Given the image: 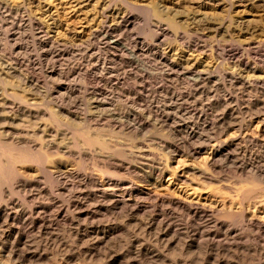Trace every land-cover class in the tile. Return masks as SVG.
<instances>
[{"label": "bare ground", "instance_id": "obj_1", "mask_svg": "<svg viewBox=\"0 0 264 264\" xmlns=\"http://www.w3.org/2000/svg\"><path fill=\"white\" fill-rule=\"evenodd\" d=\"M103 10L105 19L114 15L116 21L109 24L104 19L86 39L99 43H89L84 50L102 73L87 77L80 91L77 81L71 80L80 69L63 73L52 66L30 73L34 54H22L40 48L42 56L58 62L69 59L74 52L68 48L75 47L67 44L53 51L56 41L49 29L22 14L23 9L15 17L7 4H0L5 18L0 21V264H69L75 253H46L37 242L38 236H54L64 227L81 248H87L78 253L79 258L91 264L96 258L117 264L122 256L107 260V255L93 249L120 233L123 226L105 222L119 212L132 219L145 218L142 235L153 236L155 245L165 239L166 244L176 245V239L184 237L185 250L204 242L206 249L220 250L224 242L236 245L243 240L244 229L252 233L247 238L264 242V46L224 39L208 42L163 20L150 23L149 40L135 34L137 17L132 12L111 5ZM27 28L33 42L15 43ZM208 30L215 37L229 34L223 24ZM72 38L78 48L82 38ZM171 39L210 53L213 66H185L171 55ZM224 65L229 68L222 70ZM8 86L28 91L34 101L9 93ZM80 93L84 131L74 125L76 113L61 108L62 100ZM253 93L259 95L254 100ZM38 98L43 103L35 102ZM52 104L57 112L49 109ZM60 115L69 123L62 124ZM19 119L26 124L20 139L14 140L7 125ZM60 125L68 132L61 133ZM151 129L159 131L156 136L162 140L146 137L138 142L136 137L128 140L137 141L136 145L125 146L129 154L120 145L109 154L114 142L108 134L131 138ZM105 133L111 141L104 139ZM85 159L89 164L82 167ZM223 163L235 164L241 176L249 174L246 186L235 190L221 173ZM142 241L138 240V248ZM55 242L59 252L71 248L63 239ZM151 248L143 243L137 256L162 258L163 249L155 253ZM126 264L139 263L135 259Z\"/></svg>", "mask_w": 264, "mask_h": 264}, {"label": "rangeland", "instance_id": "obj_2", "mask_svg": "<svg viewBox=\"0 0 264 264\" xmlns=\"http://www.w3.org/2000/svg\"><path fill=\"white\" fill-rule=\"evenodd\" d=\"M123 1L125 2V4ZM1 3L7 4V6L13 10L14 16L17 13H19V11H20L19 14H21V11L23 9L22 14L30 15L32 18L38 20L41 23V26L45 30L48 31L49 29L50 36L53 37L54 42L56 41L54 44L55 46H53V51H57V49L61 50V47L62 48L66 47L67 44H68L67 47L71 45L72 47H75V48H70V47L68 48V49H72L74 52L71 54L72 57L69 56V59L58 62L55 60L53 61V59L51 58H45L44 56H42L45 53L40 48L38 49L32 48L33 50H25L23 51L22 54L23 56H26L25 54L26 52L27 54L30 53L34 54L35 59L33 64L32 65L28 64L30 73L35 72L39 74L44 69L52 66L61 69L63 73L71 72L73 71V69L74 70L80 69L78 74L74 75L76 77L71 78V80L74 79V82L77 81V83L75 82V85L80 91H83L84 80L87 77L99 76L102 73V71L98 69V67L95 65L96 62L95 61L92 62V60H89V58H87V53H86L88 47H90L92 44L93 45H96V43L98 44L99 40L96 39L94 41L92 40L88 42L87 40L89 37L87 38V35L89 36L90 32L96 30L97 27H99V25L105 19L104 18L105 12L103 9L108 5H111L113 9L120 7L125 9V11L132 12L133 15L137 17L135 31H134L135 34H138L139 36L142 37L146 36L149 40L153 36L151 30V24H152L151 22L153 21L156 22L157 20L160 21L163 20L164 22L163 21L161 22L171 26L173 24H176L179 28L178 29L179 32L181 33L195 37L204 36L205 40L208 42L218 39L221 40L224 39L228 41L235 40L241 45H245L250 42H256V43H261V45L264 46V2H259L257 0H120V1L116 0L115 2L114 0H0V4ZM113 16L114 15L110 16L105 20L109 24H114L116 21L115 19L116 17L114 16L113 18ZM4 19L5 18L0 15V21ZM219 24H223L227 29H229V34L227 33L215 37V35L208 30V28L215 27ZM29 35H30V28H27L21 33L19 39H17L16 40L17 42L15 43H18L22 46L31 44L33 40L29 38ZM72 37L82 38L80 41L81 44L77 43V45H79L77 46L78 48H76V46L74 45L75 42L73 41ZM83 40H85V43H83L84 42ZM169 44L172 49L171 55L174 54L173 56L179 58L185 66L211 68L214 64V59L210 55V53L202 54L199 51H194L190 49L187 45H183L182 43H180L179 41H175L174 39H171ZM9 45L11 46L12 44ZM9 47L7 49L8 51L11 50V47L10 49ZM98 52H99L98 53L99 56L101 57L104 56L103 50H100ZM83 55L85 56L83 57ZM228 68L229 66L224 65L222 70H227ZM155 81L159 82L156 79ZM12 82H15V80H12ZM24 88L27 89V87L23 85L22 89ZM7 89L9 93L16 92V94L20 95L22 98H26L25 100L32 101V99H34L32 98L33 96H30L28 94V91H24V90L15 91L11 88V86H8ZM44 90L45 89H43V91ZM81 95H82L81 93L78 94V96L76 94L71 96V98L69 96L68 98H65V100L61 101V108H63L64 110H71L75 112L76 115L78 116V119L75 121L74 125H76L75 126L76 129H79V131H82L83 129L86 128V126H84L85 124L82 123L83 120L81 118V116H83L82 114L85 113L83 111L84 106H82L83 104H81L80 102ZM252 96H253L252 99L254 100L259 95L253 93ZM39 100L40 99L38 98L35 100V102L38 101L39 104L43 103L42 100L41 101ZM49 109L52 112L58 111V107L53 104L49 106ZM58 117L62 124L69 123V121L65 116L60 115ZM17 121L15 123L10 122L7 125L9 130L10 129L12 130L10 131L12 132V137H14V140L20 139L18 138L20 137L19 132H21L23 127H25L23 125L26 124V122H23L22 124L21 123L22 121H20V119ZM48 123L50 122L48 121ZM61 127H62L60 128L61 133L68 132L67 130L68 127L65 126H61ZM75 127L72 129V132L73 131L75 132ZM153 132L155 131L151 129L145 131L144 132L145 134L141 133L131 138L130 136L125 137L126 135L125 136L123 135L124 137H122V134H115L118 137V140L115 135L114 136L116 138L115 137L112 138L110 137L111 134L110 135L108 134L109 138L113 140L114 143L116 142L117 145L116 146L114 143H111L112 146L114 145V148L112 147V151H110L109 154L112 155L113 150H115V148L118 147L119 145H120L119 148L123 149V151L125 149L124 152L126 154H129L130 153L129 149L131 148V146L132 145L134 146V144L136 145L142 139L144 140V138L153 139V141L156 140L159 141L160 138H157L158 136H156L158 135L159 131L156 133ZM150 134H154V135H150ZM104 135H105L104 136L105 139L107 133H105ZM149 136L152 137L150 138ZM136 137L137 138L139 137L137 140L138 142L135 141L133 142V144L129 143L130 141L128 142V140L132 141V139H135ZM109 138L106 139L110 140ZM75 139L80 144L82 143V139L80 137H75ZM60 140L62 141V138ZM125 146L126 148L129 149H126ZM119 150L117 148V151ZM161 150L162 148H159V153H161ZM95 158L96 157H94L93 159L95 160ZM85 163L89 164L88 160L85 159V161L83 162V164H81V166L83 167V165H86ZM222 165L223 168L221 170V173L227 179V181H230L229 183L231 184L232 187L237 186V188H241L242 185L244 187V184L246 186L247 182L245 180L247 179V176L249 174L246 173L247 174L246 175L244 173L245 175L241 176L240 173H236L235 164L233 163H223ZM109 216L105 218V222L107 223L109 222V224L112 226H117V225L121 227L123 226L121 230L122 232L120 231L119 234L107 240L103 244H100L99 246H97L98 248L96 247L93 250L94 253H101V254L103 253L104 256L107 255L106 258L108 257L109 259L111 258L110 256L114 257L120 255L119 256V260H120V257L122 256L120 260L121 263L119 262L117 264H126L127 262H131L133 260L135 261V259L136 262L139 264H165V263L166 264H180V263L181 264H186V263L187 264H219L218 262H220V264H264V242L261 240H256L254 238H247L248 235H251L252 233L245 229L243 231L245 233V238L243 240H239L236 245L228 241L220 244L219 247L220 250L216 249L215 247L214 248L212 247V249L211 248L206 249V245H205L206 243L204 242V244L199 243L198 248L196 247L191 249V251H193L191 253L189 249L187 250H185L186 248L183 249L184 248L183 244L187 242V239L184 237H180L179 240L176 239L177 241L176 245L175 243L173 245H170L169 243L166 244L168 242L167 239H165L163 243H157L155 245V242L152 238L153 236L144 239L142 235V230L144 228V223L146 221L145 218L132 219L133 217H131L130 215L128 216V214L125 212H121V213L119 212L117 213V215L114 214ZM109 218L110 220L112 219V221H109ZM177 219L179 220V218ZM182 220L183 219L179 220V222ZM235 228H237L238 230L242 229V227H240V225L238 224L235 225ZM55 233L56 235L54 236L40 235L37 237V242L39 244L40 243L42 244V246L45 248L46 253H75L74 254L75 257L79 258L80 255L78 253H81V250L82 252L86 251L87 248H83V247L81 248L82 244L75 242L73 235L70 234L71 231L66 227L61 228L60 230H56ZM140 235L142 237H140ZM55 237H57L58 240L59 239L65 240V242L71 246L70 250L67 252L57 251L56 250L57 243L55 242V239L57 238ZM138 240L141 241L145 240L140 243L139 248H138V243H139ZM143 243L149 244L154 251L156 250L155 253H157L159 249H160L159 252H161L163 249L162 258H158L157 260H153V261L152 259L150 260L146 258L140 259V257L137 256V253H142L140 251ZM152 244L154 246H152ZM165 244L170 246L171 249L169 248L170 250L169 249L165 250ZM170 255L172 259L170 258ZM76 258L73 261H71L69 264H91V262L88 260L84 261L82 257L79 258L78 260ZM108 258L107 260H109ZM125 258L128 261H126ZM58 259H61V257H58ZM92 263L105 264L103 261L98 260V258H96ZM38 264H66V263L63 262L56 263L51 261L49 263H38Z\"/></svg>", "mask_w": 264, "mask_h": 264}]
</instances>
